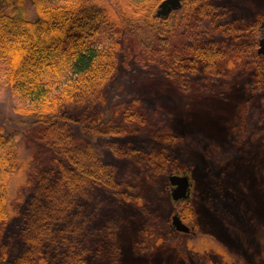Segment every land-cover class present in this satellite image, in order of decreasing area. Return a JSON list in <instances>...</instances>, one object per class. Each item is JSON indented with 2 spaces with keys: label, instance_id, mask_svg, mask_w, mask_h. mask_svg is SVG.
Masks as SVG:
<instances>
[{
  "label": "rangeland",
  "instance_id": "rangeland-1",
  "mask_svg": "<svg viewBox=\"0 0 264 264\" xmlns=\"http://www.w3.org/2000/svg\"><path fill=\"white\" fill-rule=\"evenodd\" d=\"M210 1L215 10L196 19L191 32L184 28L172 53L194 40L215 41L239 56L224 63L222 75L202 67L183 73L165 59L151 61L130 38L122 40L118 72L103 100L66 109L106 121L130 106L147 121L135 134L95 139L120 189H95L83 202L81 247L88 264H264V64L251 52L264 38V0ZM6 4L26 18L37 16L31 0ZM0 125L17 142L21 165L9 191L10 221L0 227V257H11L30 184L38 170L55 168V156L37 128L14 112L2 80ZM116 149L134 154L120 157ZM153 152L166 158L156 164L162 171L152 166ZM171 174H187L193 183V233L171 228L185 203L172 200Z\"/></svg>",
  "mask_w": 264,
  "mask_h": 264
},
{
  "label": "trees",
  "instance_id": "trees-1",
  "mask_svg": "<svg viewBox=\"0 0 264 264\" xmlns=\"http://www.w3.org/2000/svg\"><path fill=\"white\" fill-rule=\"evenodd\" d=\"M163 1L31 0L37 16L30 19L0 0V80L11 91L14 112L37 128V138L55 156L54 169L36 172L19 222L20 243L11 257L1 255L7 260L1 264H88L81 247L83 202L95 189L117 194L120 189L95 139L135 134L147 121L130 106L106 121L66 109L92 108L103 100L118 72L122 40L136 39L151 61L165 59L183 73L202 67L220 76L224 63L239 57L215 41L200 40L172 53L181 31L191 32L194 21L209 17L215 6L210 0H183L181 9L162 18L156 12ZM257 47L255 42L251 52L264 64ZM116 154L134 152L116 149ZM150 159L163 170L156 165L166 159L163 154L153 152ZM20 172L17 142L0 125V227L10 221L11 181ZM179 215L188 224L196 220L188 201Z\"/></svg>",
  "mask_w": 264,
  "mask_h": 264
},
{
  "label": "water",
  "instance_id": "water-1",
  "mask_svg": "<svg viewBox=\"0 0 264 264\" xmlns=\"http://www.w3.org/2000/svg\"><path fill=\"white\" fill-rule=\"evenodd\" d=\"M182 2L183 0H164L157 8L156 13L159 17L167 18L173 11L182 8ZM257 53L259 56L264 57V38L259 40ZM169 182L171 197L174 202L180 204L182 201L191 199L193 183L190 176L187 174H171ZM171 228L176 232L184 234H189L192 231L190 225L185 223L177 212L172 216Z\"/></svg>",
  "mask_w": 264,
  "mask_h": 264
},
{
  "label": "flooded vegetation",
  "instance_id": "flooded-vegetation-1",
  "mask_svg": "<svg viewBox=\"0 0 264 264\" xmlns=\"http://www.w3.org/2000/svg\"><path fill=\"white\" fill-rule=\"evenodd\" d=\"M170 190H171V188H170ZM192 231H193V230H192ZM192 231H191V233H193Z\"/></svg>",
  "mask_w": 264,
  "mask_h": 264
}]
</instances>
